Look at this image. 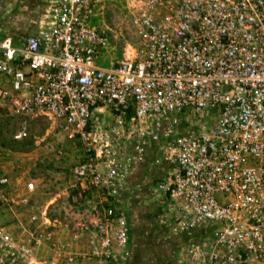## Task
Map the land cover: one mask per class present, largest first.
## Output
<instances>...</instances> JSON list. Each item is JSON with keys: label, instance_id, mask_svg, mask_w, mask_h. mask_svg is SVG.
I'll use <instances>...</instances> for the list:
<instances>
[{"label": "built area", "instance_id": "2783aa9c", "mask_svg": "<svg viewBox=\"0 0 264 264\" xmlns=\"http://www.w3.org/2000/svg\"><path fill=\"white\" fill-rule=\"evenodd\" d=\"M114 1L44 0L38 33L0 43V112L45 115L82 148L64 218L35 180L0 176V264L129 262L123 192L159 139L176 264H264V0H125L137 43L105 66Z\"/></svg>", "mask_w": 264, "mask_h": 264}, {"label": "rangeland", "instance_id": "374dc122", "mask_svg": "<svg viewBox=\"0 0 264 264\" xmlns=\"http://www.w3.org/2000/svg\"><path fill=\"white\" fill-rule=\"evenodd\" d=\"M127 8L128 4L125 0H116L106 6L104 20L97 22L101 25L105 23L110 29L111 47L105 62L101 61L105 66L117 64L125 57H129L135 49L137 35ZM189 113H193L192 119L197 124L209 128L213 123L211 120H201V115L195 112L189 111ZM168 125L166 123L164 127L167 128ZM22 132H25L27 137L16 140V136ZM0 143L14 154L12 158L15 167L12 173L14 185L23 188L28 181L35 180L38 188V205L45 206L57 197L58 200L52 207L55 211L51 215L64 218V207L67 203L65 194L74 184L71 169L80 161L82 149L80 145L71 144L65 137L63 126L45 115L19 119L2 112H0ZM161 144L160 139L152 144L155 154ZM60 150L63 151L62 155L59 154ZM168 172L169 167L164 164L151 165L146 174L149 178L145 183L146 188L157 189ZM58 196H61V199ZM144 200L142 204L147 208L146 212L136 210V213L132 212L130 216L132 259L127 264H168L164 256L172 236L169 224L165 225L167 216L164 215L165 213L169 215V209L167 212L166 208L170 203L163 193H157V197L151 194ZM133 208L136 206H131V209Z\"/></svg>", "mask_w": 264, "mask_h": 264}, {"label": "crops", "instance_id": "0c3cea01", "mask_svg": "<svg viewBox=\"0 0 264 264\" xmlns=\"http://www.w3.org/2000/svg\"><path fill=\"white\" fill-rule=\"evenodd\" d=\"M0 1L3 5V9L0 12V43L5 38H10L12 39L13 44L16 48H22L28 37L39 32L40 29L39 26L41 24V15L43 14L45 9V2L44 0H0ZM36 28L38 29L35 30ZM2 59H3V54L0 51V60ZM10 86H11L10 80H8L7 78L0 77V87L10 88ZM0 147H1L0 176H9L12 179V173L15 169L12 162V158L14 154L6 150L1 145V143H0ZM153 148L154 146L153 147L151 146L145 152L141 160L135 161L132 172L128 178L126 188L123 192L121 208L128 218L130 231L132 229V225L130 224L131 213L132 212L136 213V210L137 212H139L140 210V212L145 213L147 208H144V205L142 204L143 203L142 200H144L145 197L149 198V195L151 194L157 197V193H159L157 192V189L152 190L146 188L147 186L145 184L149 179L146 177L147 176L146 174L149 172V167L151 165L155 166L156 164H162L158 162L161 157L162 146L156 149L157 150L156 154ZM164 165L169 167V172L167 173L168 176L172 172V168L167 164ZM167 176H165L163 180ZM12 187L14 189H19L14 185L13 181H12ZM144 201L146 202V200ZM131 206L133 207L136 206V208L131 209ZM166 209L168 212V209H170V205ZM164 216H168V215L165 213ZM4 222L10 223L9 219H4ZM169 231L171 236L174 237L172 235L170 228ZM172 237H171V243L169 244V247L167 248L166 254L164 256V259H167L168 264H176L177 256L182 246L186 244L183 239L176 237H174L175 239H173ZM130 251H131V259H132L131 246H130Z\"/></svg>", "mask_w": 264, "mask_h": 264}]
</instances>
